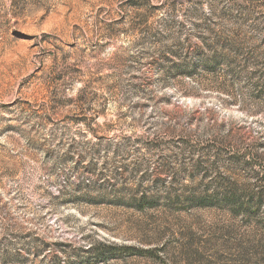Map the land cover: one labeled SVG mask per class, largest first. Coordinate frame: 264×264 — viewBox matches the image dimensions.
I'll use <instances>...</instances> for the list:
<instances>
[{
  "label": "rangeland",
  "instance_id": "1",
  "mask_svg": "<svg viewBox=\"0 0 264 264\" xmlns=\"http://www.w3.org/2000/svg\"><path fill=\"white\" fill-rule=\"evenodd\" d=\"M259 191L264 0H0V264H264Z\"/></svg>",
  "mask_w": 264,
  "mask_h": 264
},
{
  "label": "trees",
  "instance_id": "2",
  "mask_svg": "<svg viewBox=\"0 0 264 264\" xmlns=\"http://www.w3.org/2000/svg\"><path fill=\"white\" fill-rule=\"evenodd\" d=\"M200 168L198 165H194V170L198 171ZM258 202L261 203L262 200L264 199V191L262 192H258ZM215 197L217 198H222V200L224 201L225 204L227 205H232V201H238V199L236 198L235 193H227L225 195H216ZM211 196H207V195H200V197H195L194 198V202L195 204H197L200 207H212L214 206V203H212ZM236 198V199H235ZM234 207V205L232 206Z\"/></svg>",
  "mask_w": 264,
  "mask_h": 264
}]
</instances>
